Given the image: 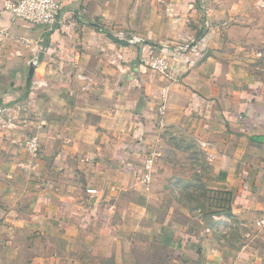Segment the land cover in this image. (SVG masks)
<instances>
[{"label": "crops", "instance_id": "1", "mask_svg": "<svg viewBox=\"0 0 264 264\" xmlns=\"http://www.w3.org/2000/svg\"><path fill=\"white\" fill-rule=\"evenodd\" d=\"M15 1L0 0V264H264V0H62L53 31ZM176 130L199 154L193 207L154 151Z\"/></svg>", "mask_w": 264, "mask_h": 264}, {"label": "rangeland", "instance_id": "2", "mask_svg": "<svg viewBox=\"0 0 264 264\" xmlns=\"http://www.w3.org/2000/svg\"><path fill=\"white\" fill-rule=\"evenodd\" d=\"M168 60V58H165ZM169 62V60H168ZM191 142L187 138L186 134L182 131H164L160 134L159 144H155L154 151L158 158H161L167 166H170L177 175H180L185 179L179 181L177 178L174 181L176 186V194L183 202L190 204L192 207L197 205V202L202 200L205 196L203 194V187L198 188L194 183L197 178L193 174L194 167L198 166L199 154L192 150ZM204 157L205 164L203 163L202 169H205L207 163H210L209 157ZM197 172H201L197 168ZM194 180L193 184L190 183ZM196 190V195L193 190Z\"/></svg>", "mask_w": 264, "mask_h": 264}, {"label": "built area", "instance_id": "3", "mask_svg": "<svg viewBox=\"0 0 264 264\" xmlns=\"http://www.w3.org/2000/svg\"><path fill=\"white\" fill-rule=\"evenodd\" d=\"M61 6L62 0H17L8 3L7 10L15 18L22 19L34 25L46 27L48 31H53L61 25ZM126 41L129 44L140 42V40L134 38ZM151 68L161 75H167L169 62L165 58L153 57L151 59ZM25 147L30 154H35L38 151V144L32 139L26 142ZM142 182L146 185L151 182L150 166L148 163L143 166Z\"/></svg>", "mask_w": 264, "mask_h": 264}]
</instances>
